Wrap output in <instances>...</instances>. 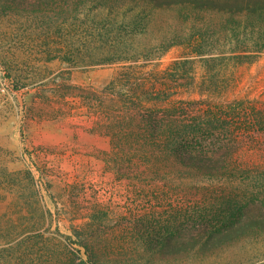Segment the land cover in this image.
Returning <instances> with one entry per match:
<instances>
[{"label": "rangeland", "instance_id": "rangeland-1", "mask_svg": "<svg viewBox=\"0 0 264 264\" xmlns=\"http://www.w3.org/2000/svg\"><path fill=\"white\" fill-rule=\"evenodd\" d=\"M0 62V264H264V227L204 246L264 219L263 20L0 0Z\"/></svg>", "mask_w": 264, "mask_h": 264}, {"label": "trees", "instance_id": "trees-1", "mask_svg": "<svg viewBox=\"0 0 264 264\" xmlns=\"http://www.w3.org/2000/svg\"><path fill=\"white\" fill-rule=\"evenodd\" d=\"M55 0H46L47 3ZM153 2L155 7L158 8H174V7H191V9L198 11H223L233 14H241L249 18L264 21V0H148ZM23 2V1H22ZM188 162L198 167L204 172L210 173L215 167L219 166L218 160L214 158H199L194 159L190 156ZM253 227H264V219L251 218L249 220H239L232 228H228L224 232L219 234H213L207 240L204 241V246L208 249L218 246L230 239L240 236L246 233ZM171 245V244H168ZM173 247V248H172ZM172 249H169V253L178 252L183 249L180 244L172 245ZM175 249V251L173 250Z\"/></svg>", "mask_w": 264, "mask_h": 264}, {"label": "built area", "instance_id": "built-area-1", "mask_svg": "<svg viewBox=\"0 0 264 264\" xmlns=\"http://www.w3.org/2000/svg\"><path fill=\"white\" fill-rule=\"evenodd\" d=\"M17 92L14 79L9 75L6 66L0 62V109L10 102Z\"/></svg>", "mask_w": 264, "mask_h": 264}]
</instances>
